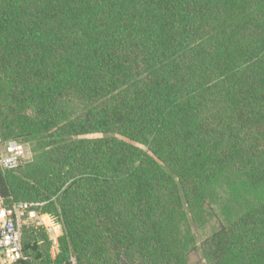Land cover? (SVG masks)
<instances>
[{"label": "trees", "instance_id": "1", "mask_svg": "<svg viewBox=\"0 0 264 264\" xmlns=\"http://www.w3.org/2000/svg\"><path fill=\"white\" fill-rule=\"evenodd\" d=\"M0 132L6 204L64 228L21 264H264V0H0Z\"/></svg>", "mask_w": 264, "mask_h": 264}, {"label": "built area", "instance_id": "2", "mask_svg": "<svg viewBox=\"0 0 264 264\" xmlns=\"http://www.w3.org/2000/svg\"><path fill=\"white\" fill-rule=\"evenodd\" d=\"M31 156L28 145L17 140L5 141L0 132V166L3 170H13ZM43 228L52 242L51 252L56 257L62 226L58 218L41 208L37 202L14 201L7 205L0 194V264H21L27 259L22 245L24 226Z\"/></svg>", "mask_w": 264, "mask_h": 264}, {"label": "rangeland", "instance_id": "3", "mask_svg": "<svg viewBox=\"0 0 264 264\" xmlns=\"http://www.w3.org/2000/svg\"><path fill=\"white\" fill-rule=\"evenodd\" d=\"M92 136H96V135H92ZM31 160L22 164V166L24 165V169H28V172L30 170L29 168L31 167V164H30ZM232 177H233L232 173H228L223 178L221 185L219 187H217V193L215 196L214 205H215L216 211L219 214H222L223 212H229L233 216H237L244 210L245 204L243 201L242 191L240 190L239 192H236L235 190H232L230 187L231 186L230 180L232 179ZM37 203H40L42 210H44V206H45L46 202L44 201V202H37ZM55 216L57 217V215H55ZM58 220L60 221L59 218H58ZM60 223L62 224L61 221H60ZM24 227L25 228H31L36 233L42 232V233L46 234L47 237L50 239L48 232L46 230H44L43 228H35L33 226H28V225H26ZM63 233H64V228L62 231V235H63ZM59 244H60V242H59ZM51 247H52V244H51ZM51 255H52V252H51ZM52 257H54V256L52 255ZM188 264H208V262L206 261V259H204L203 255H202L201 249L199 248V242L197 243V247L190 253Z\"/></svg>", "mask_w": 264, "mask_h": 264}, {"label": "water", "instance_id": "4", "mask_svg": "<svg viewBox=\"0 0 264 264\" xmlns=\"http://www.w3.org/2000/svg\"><path fill=\"white\" fill-rule=\"evenodd\" d=\"M122 264H128V262L125 259H122Z\"/></svg>", "mask_w": 264, "mask_h": 264}]
</instances>
